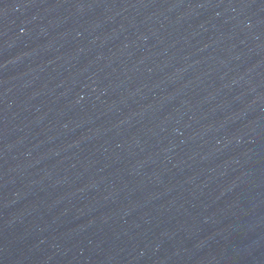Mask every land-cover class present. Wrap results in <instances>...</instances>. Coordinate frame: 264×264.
Returning a JSON list of instances; mask_svg holds the SVG:
<instances>
[{"label":"water","instance_id":"95a60500","mask_svg":"<svg viewBox=\"0 0 264 264\" xmlns=\"http://www.w3.org/2000/svg\"><path fill=\"white\" fill-rule=\"evenodd\" d=\"M0 264H264V0H0Z\"/></svg>","mask_w":264,"mask_h":264}]
</instances>
